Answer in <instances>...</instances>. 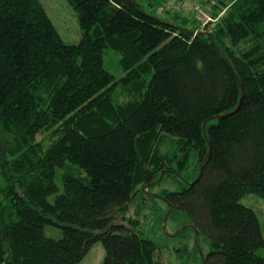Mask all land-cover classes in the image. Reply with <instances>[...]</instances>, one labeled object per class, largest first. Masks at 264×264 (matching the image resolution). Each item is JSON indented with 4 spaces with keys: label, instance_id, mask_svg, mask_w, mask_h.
<instances>
[{
    "label": "trees",
    "instance_id": "1",
    "mask_svg": "<svg viewBox=\"0 0 264 264\" xmlns=\"http://www.w3.org/2000/svg\"><path fill=\"white\" fill-rule=\"evenodd\" d=\"M66 1L75 45L41 0H0V264H82L97 243L102 264H163L137 221H117L165 167L179 188L159 196L206 242V264H264L259 218L241 203L264 200V0H230L211 38L140 0ZM109 49L118 81L104 68ZM50 131L49 146L37 142ZM184 255L202 264L195 241Z\"/></svg>",
    "mask_w": 264,
    "mask_h": 264
},
{
    "label": "rangeland",
    "instance_id": "2",
    "mask_svg": "<svg viewBox=\"0 0 264 264\" xmlns=\"http://www.w3.org/2000/svg\"><path fill=\"white\" fill-rule=\"evenodd\" d=\"M143 5L153 12L160 19L166 20L172 24L185 25L186 28L194 30L196 33L212 32L219 24L222 18L226 17L229 12L230 0H140ZM53 24L57 28L64 43L67 45L78 44L81 39V30L77 13L71 8L66 0H41ZM209 27V30L206 28ZM244 46H240L243 48ZM238 52V48L236 49ZM120 55L114 50H105L104 68L110 73L116 81L124 75L119 67ZM122 91H118L121 95ZM123 94V92H122ZM119 97V96H118ZM125 96L114 99L115 103L126 102ZM55 135L52 132L41 134L37 137V142H44L46 146L52 143ZM70 167V166H68ZM73 170L72 168H70ZM172 171L169 167H165L160 173L159 179L164 174L162 180L154 185L146 188H139L141 192L130 205L129 212L120 215L117 223H123L130 226L129 221H137L136 231L143 234L144 237L152 240L158 247L157 256L163 264H199L197 257L196 262L188 261L184 255L186 247L192 251L195 233H185L191 231L192 228L182 230L191 225L183 215H171L165 223L166 231H164V219L168 214L167 204L161 199H150L153 195H159L164 189L175 191L179 187L173 185L171 178H165L167 172ZM1 172V169H0ZM172 173V172H171ZM63 170H58L55 177V183L63 192ZM165 178V179H164ZM156 180L155 182L159 181ZM0 176V182H1ZM154 182V183H155ZM153 184V183H152ZM146 191V192H144ZM145 193V194H144ZM150 193V194H149ZM152 194V195H151ZM55 196L50 197L53 203ZM242 205L252 209L258 216L262 234L264 236V200L255 195H249L242 199ZM138 209V213L136 212ZM137 214V215H136ZM124 217L125 221L120 218ZM179 232V233H178ZM178 233V234H177ZM44 234L47 238L60 240L63 238V231L60 228L46 226ZM177 234V235H176ZM183 234V235H182ZM176 235V236H175ZM199 247L204 255L208 252V245L203 239L199 240ZM184 255V257H183ZM257 255L264 258V250H259ZM105 257V250L101 243L95 244L88 252L82 264H102ZM192 259V258H191Z\"/></svg>",
    "mask_w": 264,
    "mask_h": 264
},
{
    "label": "water",
    "instance_id": "3",
    "mask_svg": "<svg viewBox=\"0 0 264 264\" xmlns=\"http://www.w3.org/2000/svg\"><path fill=\"white\" fill-rule=\"evenodd\" d=\"M178 28H179V27H178ZM201 34L204 35V36H207L208 38H211V34H210V33L202 32ZM212 44H213V46L216 48V50H217L218 52L221 53L220 49L216 47V45H215V43H214L213 40H212ZM221 55L223 56V58H224L225 62L227 63V65L230 67L232 73L235 75V73H234V71L232 70V67H231V65H230V63H229V61H228V59L225 57V55H224L223 53H221ZM237 80H238V78H237ZM243 98H244V91H243V88L241 87V99H240V103H239V106H238V108L236 109V111H235L234 113H236V112L238 111V109H239V107H240V105H241V103H242V101H243ZM232 114H233V113H232ZM229 115H230V114L221 115V116H218V117H216V118H214V119H221V118H223V117H225V116H229ZM204 134L206 135V123L204 124ZM208 147H209L208 154H207V156L204 158L203 162H202L201 165H200V170H199V174H198L197 178H196L192 183L185 181V183H186L188 186H193V185H194L195 183H197V182L199 181V179L201 178V175H202V172H203V168H204V164H205V162L209 159V157H210V155H211V144H210V142H208ZM163 177H164V174L162 173V175H161L159 181H157V182L151 184L150 186H154V185L158 184V183L162 180ZM179 178L183 179L182 176H179ZM150 186H149V187H150ZM144 192H146V191H144ZM149 194H150V193H149ZM151 195H152V194H151ZM153 196L156 197V198H158V199H161V200L164 201L167 205H169V211H168V214H167L166 218L164 219V231H166L165 223H166V221L168 220L170 214L172 213L173 208H172V207L170 206V204H168V202H167L165 199H163L161 196H159V195H153ZM188 228H192V230L195 231V238H194V241H195V244H196V246H197V248H198V250H199L200 257H201V259H202V264H206V262H205V256H204V254L202 253V251H201V249H200V247H199V244H198V236H199V233H198V231H196V229H195L194 226L186 227V228H183L182 230L184 231V230H186V229H188ZM178 233H179V232H178ZM178 233H177V234H178ZM177 234H176V235H177ZM176 235H175V236H176Z\"/></svg>",
    "mask_w": 264,
    "mask_h": 264
},
{
    "label": "flooded vegetation",
    "instance_id": "4",
    "mask_svg": "<svg viewBox=\"0 0 264 264\" xmlns=\"http://www.w3.org/2000/svg\"><path fill=\"white\" fill-rule=\"evenodd\" d=\"M200 254V253H199ZM201 258V257H200ZM201 261H202V259H201Z\"/></svg>",
    "mask_w": 264,
    "mask_h": 264
}]
</instances>
